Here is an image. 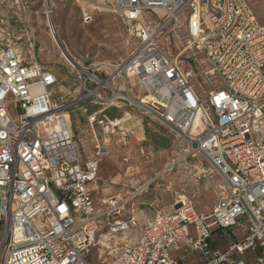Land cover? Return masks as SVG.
Segmentation results:
<instances>
[{
    "label": "built area",
    "instance_id": "1",
    "mask_svg": "<svg viewBox=\"0 0 264 264\" xmlns=\"http://www.w3.org/2000/svg\"><path fill=\"white\" fill-rule=\"evenodd\" d=\"M96 3L132 42L123 58L68 54L60 72L33 58L32 38L27 51L0 38V264H183L192 254L201 264H264V22L247 0ZM68 71L71 91L60 85ZM126 107L173 135L151 181L199 158L196 176L215 179L211 212L178 194L140 224L127 212L138 190L94 198L106 138L126 142ZM110 108L123 114L98 112ZM75 111L105 135L92 133L90 155L72 127ZM243 228L225 251L214 248L216 230Z\"/></svg>",
    "mask_w": 264,
    "mask_h": 264
},
{
    "label": "rangeland",
    "instance_id": "2",
    "mask_svg": "<svg viewBox=\"0 0 264 264\" xmlns=\"http://www.w3.org/2000/svg\"><path fill=\"white\" fill-rule=\"evenodd\" d=\"M99 0H0V38L5 37L8 43H14L23 51L29 48L28 38L35 42L33 58L50 68L62 71L63 57L60 48L67 55L81 61H111L123 58L132 46L119 18L106 8L98 5ZM260 22H264V0H247ZM93 9L89 20L83 19V11ZM47 19L53 24L59 47L52 40ZM74 73L68 71L67 81L61 82V89H73ZM217 84L202 85L208 90ZM92 107L91 110H95ZM111 114L120 117L123 113L109 109ZM128 114L122 123L128 130L126 150L114 146L117 134L106 138L112 144L109 152L102 154L97 179L89 186L96 200L106 199L115 195L132 194L138 190L127 206L140 224L152 219L157 211L169 209L178 194L188 196L201 211L208 204L203 193L213 189L209 177H197L196 168L184 162L174 172L164 175L157 181H151L155 174L167 161L169 152L158 150L151 139L153 134L168 138L173 135L158 121H150L137 109L124 108ZM109 111L98 110L99 113ZM72 127L81 137L86 154L93 153L95 143L92 133L97 134L101 142L105 135L97 124L88 123L77 111L71 113ZM115 136V137H114ZM116 138V139H113ZM143 138V139H139ZM108 147V146H107ZM129 157L125 162L123 157ZM128 168V169H127ZM210 200V199H209ZM216 202L214 196L210 203ZM234 236L228 231L216 230L212 236V244L217 251H225ZM183 264H201V259L192 254Z\"/></svg>",
    "mask_w": 264,
    "mask_h": 264
},
{
    "label": "crops",
    "instance_id": "3",
    "mask_svg": "<svg viewBox=\"0 0 264 264\" xmlns=\"http://www.w3.org/2000/svg\"><path fill=\"white\" fill-rule=\"evenodd\" d=\"M109 111V116H111V117H116V116H113L112 114H111V112H110V110H108ZM110 135H114V133H112V134H110ZM115 137V136H114ZM113 137V139H116V138H114ZM117 137V136H116ZM118 138V137H117ZM139 139H143V138H139ZM151 139H152V141H153V145L158 149V150H162V151H167V152H169V155H168V157H167V160L169 159V157H170V153H171V141L168 139V138H164V137H160V136H157V134H153L152 135V137H151ZM115 144H114V146H118L120 149H122L123 151L124 150H126V148H127V144H128V140H126V142L125 143H122L121 141H120V139L118 138V140L116 141V142H114ZM107 151H106V153H108L109 152V150H110V148L112 147V144H108L107 143ZM126 156H124L123 158H125ZM128 158V160H130V158L129 157H127ZM124 160V159H123ZM125 162H128V161H125ZM199 162H200V160H199V158H196V159H188V160H186V163H188L189 165H191V166H193V169H195L196 168V166L199 164ZM128 169V168H127ZM211 180V182L213 181V180H215V179H210ZM204 195H202V196H206V198L208 199V204H204L203 205V207H204V209L206 210V211H201L199 208H197V206H195V209H196V211L197 212H199V213H203V214H207V213H209V212H211V210H212V208H213V204L212 203H210V201L212 200V198L215 196L216 197V195H215V190L214 189H208V190H206V192H204L203 193ZM210 199V200H209ZM244 226H245V224H244ZM243 226V227H244ZM244 234H245V228H243L242 230H238L237 232H236V235L233 237L234 239H236V240H238V239H241V238H243V236H244Z\"/></svg>",
    "mask_w": 264,
    "mask_h": 264
},
{
    "label": "bare ground",
    "instance_id": "4",
    "mask_svg": "<svg viewBox=\"0 0 264 264\" xmlns=\"http://www.w3.org/2000/svg\"><path fill=\"white\" fill-rule=\"evenodd\" d=\"M103 7V6H102ZM47 23H48V26H49V32H50V35L52 37V40L55 42V44L59 47V42L57 40V37H56V32H55V29H54V26L53 24L50 22V20L47 19ZM60 50V54L61 56H68L67 55V51L62 47V48H58Z\"/></svg>",
    "mask_w": 264,
    "mask_h": 264
}]
</instances>
